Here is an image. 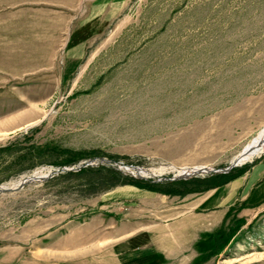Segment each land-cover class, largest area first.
Segmentation results:
<instances>
[{
  "label": "rangeland",
  "instance_id": "374dc122",
  "mask_svg": "<svg viewBox=\"0 0 264 264\" xmlns=\"http://www.w3.org/2000/svg\"><path fill=\"white\" fill-rule=\"evenodd\" d=\"M263 129L264 0H0V187L53 173L0 193V264H264V151L216 189L171 181ZM90 160L123 179L47 183Z\"/></svg>",
  "mask_w": 264,
  "mask_h": 264
},
{
  "label": "trees",
  "instance_id": "16d2710c",
  "mask_svg": "<svg viewBox=\"0 0 264 264\" xmlns=\"http://www.w3.org/2000/svg\"><path fill=\"white\" fill-rule=\"evenodd\" d=\"M15 147H16V145L14 146L13 144H11L9 146L0 148V158L10 159V157H11V159H12V157H13L12 151L14 150ZM58 150L59 149L57 147H41V148H36V150L32 153H28L27 150L24 151L20 156H18V159H19L18 161L22 164L23 168H21L14 175H19L23 172H26L28 170H32L36 167L43 165L42 158L46 154L55 153ZM29 156H31V157L36 156L39 158V160H35L36 162L34 165H30V164L27 165L28 161H29L27 159ZM12 161L13 160H8V162L6 164H4L3 167L5 168V170L8 171L10 169L9 164H11ZM74 165H75V162H72V163L65 162L64 164H60L59 167H60V169H62L64 166H74ZM234 171L235 170H232L231 173H229V174H217V175H213L211 177H207V178H203V179H198V178L197 179H191L187 182L177 181V182H174L173 184L184 183L185 185L189 186V187H186L188 189L190 188V186H193L192 188H195V189H198L200 187L199 190H196V193H199L202 191H208V190H212V189L222 187V186L226 185L227 183L231 182L232 180L236 179L240 175L244 174L247 171V169L243 168L242 171L239 173V175H235ZM10 175H13V174L11 173ZM86 175H92L93 176V177L89 178L85 184V191L88 192L89 194H96V193H99L100 191H103L105 189H108V188L115 186V178L116 179H123L121 172L115 170V168L100 166V167H95V168H91V167L84 168L79 172L62 173L58 177H55L52 180H49L47 183L61 181V180L68 179V178H82ZM102 175H104V176H102ZM129 183L141 186L144 184V181L135 180L131 177ZM153 184H156V183H153ZM147 185L149 187L156 186V185H149V183ZM172 192L173 191H164V193H167V194L179 193V195H182V196L186 195L185 193H181V192H176V191L174 193H172Z\"/></svg>",
  "mask_w": 264,
  "mask_h": 264
},
{
  "label": "water",
  "instance_id": "95a60500",
  "mask_svg": "<svg viewBox=\"0 0 264 264\" xmlns=\"http://www.w3.org/2000/svg\"><path fill=\"white\" fill-rule=\"evenodd\" d=\"M100 163L101 164H109V163H111V161H109L107 159H102L98 164H100ZM98 164H96V165H98ZM94 165H95V162L93 160H90V161H87V162H84V163L78 165L76 168L75 167H72V168L65 167V168H62L61 170L59 169L57 171V173H59V172H62V173H65V172H78V171H81L84 168H88V167L94 166ZM239 165H241L240 161H238L236 163H233L229 167L223 168V169H214V168H210L209 169L207 167H203L198 172L193 173V175L189 174L187 176H184V175L174 176V178L171 179V181L186 180V179H189V178H192V177H200V175L205 176V175H210V174L211 175H213V174H228L234 168L238 167ZM121 168H123L124 170H128V168H134L136 170L138 169V167H133V166H122ZM36 174H34L33 176L25 178L24 181L22 183H20L19 186L16 187V188H0V193H9V192L18 191V190L22 189L26 184H31V183H34V182H45L48 179L53 177V173L52 172H49L46 175H36ZM134 178H136V177H134ZM136 179L147 180L146 178H143V177H139V178H136ZM154 183H155V181H154Z\"/></svg>",
  "mask_w": 264,
  "mask_h": 264
},
{
  "label": "bare ground",
  "instance_id": "6f19581e",
  "mask_svg": "<svg viewBox=\"0 0 264 264\" xmlns=\"http://www.w3.org/2000/svg\"><path fill=\"white\" fill-rule=\"evenodd\" d=\"M262 151H264V129L261 131V133L255 139V141L251 145H249L236 159L238 161L248 160L251 157L255 156L256 154H258V153H260ZM201 168H203V167L193 168V169H189V168H184V169L173 168L174 169L173 171L176 172V176H180V175L187 176L189 174L193 175V173L198 172L199 170H201ZM126 171L130 172L135 177H136V175H139L140 177H143V176H146L148 174L147 172H137V173H135L134 171H132L131 168H128V170H126ZM22 182H20V183H22ZM0 188H7V187H0Z\"/></svg>",
  "mask_w": 264,
  "mask_h": 264
}]
</instances>
